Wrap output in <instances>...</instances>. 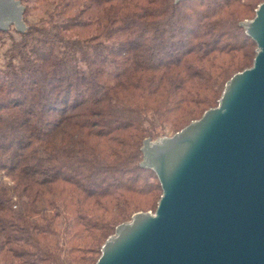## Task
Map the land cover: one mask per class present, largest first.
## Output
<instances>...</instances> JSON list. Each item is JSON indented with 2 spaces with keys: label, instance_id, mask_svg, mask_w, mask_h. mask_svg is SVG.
<instances>
[{
  "label": "trees",
  "instance_id": "obj_1",
  "mask_svg": "<svg viewBox=\"0 0 264 264\" xmlns=\"http://www.w3.org/2000/svg\"><path fill=\"white\" fill-rule=\"evenodd\" d=\"M260 1L19 0L26 30L0 68V264H94L144 211L130 197L160 195L141 141L251 65L237 24ZM38 5L43 27L26 21Z\"/></svg>",
  "mask_w": 264,
  "mask_h": 264
},
{
  "label": "water",
  "instance_id": "obj_2",
  "mask_svg": "<svg viewBox=\"0 0 264 264\" xmlns=\"http://www.w3.org/2000/svg\"><path fill=\"white\" fill-rule=\"evenodd\" d=\"M22 12L0 0V31L25 33ZM237 26L253 42L250 67L198 119L141 141L137 166L160 195L114 227L94 264H264V0Z\"/></svg>",
  "mask_w": 264,
  "mask_h": 264
},
{
  "label": "rangeland",
  "instance_id": "obj_3",
  "mask_svg": "<svg viewBox=\"0 0 264 264\" xmlns=\"http://www.w3.org/2000/svg\"><path fill=\"white\" fill-rule=\"evenodd\" d=\"M17 1L19 2V0H17ZM43 6L44 5H41V6L38 5V6H36V8L32 7V8L29 9V11L27 13V16H26V21L29 24H35L38 27H43L44 26L45 17H46L45 14L46 13L44 11L45 7H43ZM253 15H254V13L247 14V19H245V20H250L253 17ZM22 23H23V27L26 28L25 23L23 21V15H22ZM17 33H19V32L15 31L12 26H10L6 31H4V33H0V68H2L3 64H4L3 53L9 47V45L11 43V40H16L17 39ZM245 51L248 52V50H245ZM252 53H253V49H252ZM239 55L240 54L234 55V60L241 59V57ZM227 58H228V56H217L216 61H218L219 64H220L222 61H225ZM248 67H250V63L248 64V60H247V62L245 64V67L243 69L248 68ZM243 69H241V70H243ZM241 70L234 71V73L239 72ZM222 88H223V86H222ZM216 102H217V100H216ZM215 106H216V103H215V105H214V103L210 104V106L207 109L213 108ZM195 108H198V107H195ZM190 109H194V108L191 105L187 104L186 107H185V110L187 111V110H190ZM207 109H205V110H207ZM205 110L202 111V110L198 109V111L195 114H193L192 116H187L186 117L188 111L186 113H184V110L182 108V110L172 112L171 115H169V118L167 119V124H169V123L170 124H174V129L176 130V129L179 128V130H180V127L181 128L184 127L188 122L198 119ZM161 127H162L161 129H158V134H157L156 138L169 137L173 133H175V132H172L171 129H169L168 125H164V126H161ZM0 180L5 184V186H10L11 185V182L9 180L2 179L1 176H0ZM130 200H131V202H133L135 204H139L141 206V208L144 210V211H137V212H147V211L153 212L154 204L158 200V193L147 194V195H143V196H132V197H130ZM127 221H124V222H127ZM112 234H113V232H112ZM112 234H110V235H112ZM110 235H108V236H110ZM98 255H99V250H98ZM95 256H96V254H94V255L92 254V258H95Z\"/></svg>",
  "mask_w": 264,
  "mask_h": 264
}]
</instances>
